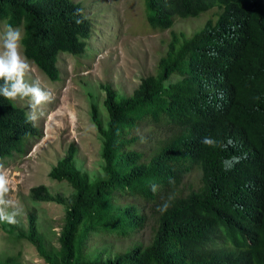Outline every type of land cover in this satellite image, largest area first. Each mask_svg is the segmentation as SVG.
I'll use <instances>...</instances> for the list:
<instances>
[{
  "label": "trees",
  "instance_id": "obj_1",
  "mask_svg": "<svg viewBox=\"0 0 264 264\" xmlns=\"http://www.w3.org/2000/svg\"><path fill=\"white\" fill-rule=\"evenodd\" d=\"M144 7L156 31L217 11L190 38L174 37L157 74L142 78L130 97L103 88L108 121L103 127L95 107L92 121L105 174L90 181L76 169L73 146L51 169L49 178L74 193L58 253L40 254L47 264H264V0H144ZM0 23L21 28L23 56L50 81L59 79L61 55L84 54L91 29L73 0H0ZM38 135L28 113L0 95V161L24 154ZM29 197L64 201L42 185ZM148 216L147 245L111 260L82 255L88 237H127Z\"/></svg>",
  "mask_w": 264,
  "mask_h": 264
},
{
  "label": "rangeland",
  "instance_id": "obj_2",
  "mask_svg": "<svg viewBox=\"0 0 264 264\" xmlns=\"http://www.w3.org/2000/svg\"><path fill=\"white\" fill-rule=\"evenodd\" d=\"M73 1L82 4L91 22L85 52L59 57L57 81H50L30 63L25 81L37 80L53 99L38 110L37 115L44 111V116L34 123L39 135L26 144L25 153L0 161V175L10 181V190L4 195L7 203L0 208L5 214L20 213L15 224L0 222V262L10 259L9 264H47L39 249L49 256L58 253V239L74 191L68 183L51 180L48 175L73 146L76 169L86 173L90 181L104 176L103 140L92 121V107L103 127L108 121L103 88L110 86L119 98L130 97L142 78L157 74L158 62L165 57L174 37L179 42L190 38L208 19L215 20L217 11L210 10L197 18H176L170 29L156 31L146 21L144 0ZM4 25L0 23V32ZM20 51L23 56L22 47ZM13 103L29 112L27 100ZM40 185L62 198L63 203L32 201L30 189ZM123 198H118L119 203H133ZM134 205L139 209L143 206L140 202ZM153 226L154 220L148 216L144 228L127 237L116 233L90 236L84 242L82 255L111 260L135 246L147 245ZM31 227L33 241L29 240Z\"/></svg>",
  "mask_w": 264,
  "mask_h": 264
},
{
  "label": "clouds",
  "instance_id": "obj_3",
  "mask_svg": "<svg viewBox=\"0 0 264 264\" xmlns=\"http://www.w3.org/2000/svg\"><path fill=\"white\" fill-rule=\"evenodd\" d=\"M0 38H2L0 81H3V86L0 87V95L11 101L18 99L21 101L27 100L29 107L28 120L35 123L44 116V111H40L39 115H37V112L42 105L52 102V94L38 86L37 80L32 83L25 81V76L31 70V65L27 57L22 56L20 51L23 39L21 28L5 23L4 30L0 32ZM202 143L208 146H215L216 141L210 137H205ZM9 183L10 181L5 175H0V205L7 203L4 200V195L10 190ZM151 190L153 193L156 192L155 187H152ZM170 200L171 197L160 205L157 211L161 214L166 212ZM19 214V212L5 214L3 209L0 208V222L15 224L16 217Z\"/></svg>",
  "mask_w": 264,
  "mask_h": 264
}]
</instances>
